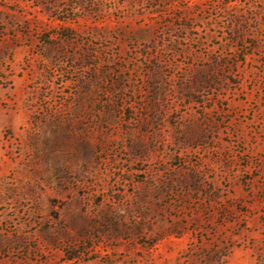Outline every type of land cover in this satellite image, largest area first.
I'll use <instances>...</instances> for the list:
<instances>
[{"label": "rangeland", "instance_id": "obj_1", "mask_svg": "<svg viewBox=\"0 0 264 264\" xmlns=\"http://www.w3.org/2000/svg\"><path fill=\"white\" fill-rule=\"evenodd\" d=\"M0 264H264V0H0Z\"/></svg>", "mask_w": 264, "mask_h": 264}]
</instances>
